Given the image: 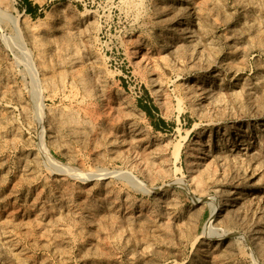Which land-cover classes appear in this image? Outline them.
<instances>
[{
    "label": "rangeland",
    "instance_id": "obj_1",
    "mask_svg": "<svg viewBox=\"0 0 264 264\" xmlns=\"http://www.w3.org/2000/svg\"><path fill=\"white\" fill-rule=\"evenodd\" d=\"M0 264H264V0H0Z\"/></svg>",
    "mask_w": 264,
    "mask_h": 264
},
{
    "label": "crops",
    "instance_id": "obj_2",
    "mask_svg": "<svg viewBox=\"0 0 264 264\" xmlns=\"http://www.w3.org/2000/svg\"><path fill=\"white\" fill-rule=\"evenodd\" d=\"M26 15L38 16L48 6L49 0H21Z\"/></svg>",
    "mask_w": 264,
    "mask_h": 264
},
{
    "label": "bare ground",
    "instance_id": "obj_3",
    "mask_svg": "<svg viewBox=\"0 0 264 264\" xmlns=\"http://www.w3.org/2000/svg\"><path fill=\"white\" fill-rule=\"evenodd\" d=\"M13 22H14V24H15L16 27H19L20 28V20H18L17 18H15V20ZM27 27H28L27 30L33 29V27H31V26H27ZM199 76H201V75L199 74V75L196 76L197 78L194 80L195 82L199 80V78H198ZM195 94H196V96H199L200 98L203 97L202 94H201V92L199 90H195ZM177 153H178V150H177Z\"/></svg>",
    "mask_w": 264,
    "mask_h": 264
},
{
    "label": "built area",
    "instance_id": "obj_4",
    "mask_svg": "<svg viewBox=\"0 0 264 264\" xmlns=\"http://www.w3.org/2000/svg\"><path fill=\"white\" fill-rule=\"evenodd\" d=\"M53 0H49V2H51ZM13 4L15 6V8L17 10H21L22 13H25L24 9L22 8V2L21 0H13ZM111 65V64H110ZM118 67L120 68V70H123V68L125 67L124 65H122V63L118 64ZM126 68V67H125Z\"/></svg>",
    "mask_w": 264,
    "mask_h": 264
},
{
    "label": "trees",
    "instance_id": "obj_5",
    "mask_svg": "<svg viewBox=\"0 0 264 264\" xmlns=\"http://www.w3.org/2000/svg\"><path fill=\"white\" fill-rule=\"evenodd\" d=\"M161 123H164V120L163 119H159Z\"/></svg>",
    "mask_w": 264,
    "mask_h": 264
}]
</instances>
